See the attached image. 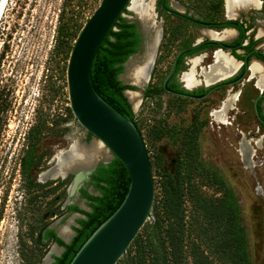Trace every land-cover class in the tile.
<instances>
[{
	"label": "rangeland",
	"instance_id": "rangeland-1",
	"mask_svg": "<svg viewBox=\"0 0 264 264\" xmlns=\"http://www.w3.org/2000/svg\"><path fill=\"white\" fill-rule=\"evenodd\" d=\"M157 1L144 0L148 8L152 2L155 6ZM186 1L193 3L195 0H172V3ZM100 2L8 0L3 12L0 20V105L5 109L0 120V264H48L46 257L56 254L52 251L55 242L38 239L41 227L48 223L57 231L70 220L69 225L76 226L82 213L71 211L53 216L67 204L91 210L80 189L76 194L69 193L73 173L63 178L69 181L66 186L53 189L51 183L62 179L57 175L59 155L67 156L70 146L81 141L98 144L101 156L96 162L114 158L106 145L77 121L70 108L67 88L71 48ZM158 13L162 18L155 26L162 24L165 33L147 87L161 88L183 46L180 40H186L191 33L179 34L173 27L177 21L166 12L159 10ZM122 15L130 21H138L141 26L131 3ZM192 41L190 36L188 42ZM145 52L143 42L141 49L128 60L141 63ZM127 62L120 80L144 93L143 85L127 79ZM126 96L130 100L129 95ZM132 108L149 152L155 200L161 193L162 183L181 180L186 214L196 216L197 193L214 200L222 196L226 185L237 206L239 224L245 230L249 258L252 264H264V148L255 146L257 150H253L251 143L245 140L238 143V129L234 128L253 129L257 123L254 113H239L236 125L219 123L217 127L215 122L194 120L199 109L193 100L166 94L144 96L139 109L135 110L133 104ZM214 172L225 185L213 180ZM87 181L81 187L99 194ZM159 235L155 216L151 215L138 238L158 240ZM203 247L210 254H216L212 247L205 244ZM134 248L132 244L131 251L127 250L117 264H130ZM183 264H194L188 250L184 253Z\"/></svg>",
	"mask_w": 264,
	"mask_h": 264
},
{
	"label": "trees",
	"instance_id": "trees-1",
	"mask_svg": "<svg viewBox=\"0 0 264 264\" xmlns=\"http://www.w3.org/2000/svg\"><path fill=\"white\" fill-rule=\"evenodd\" d=\"M143 41L138 24L121 14L103 40L92 67V82L96 90L132 120L141 134L132 104L124 93L126 89L134 90L136 87L124 84L119 76L124 70V63L141 49ZM160 91L161 89L148 87L145 96L152 97ZM4 109L0 105V120ZM213 180L217 184L225 185L216 172L213 174ZM68 183L67 178H62L54 180L51 184L54 185L53 189H58ZM87 184L99 192L93 194L86 187L80 188V193L87 199L91 210L82 209L77 204H67L64 209H59V212L53 215L73 211L86 216L77 219L79 226H73L76 235L71 242L66 243L48 223H45L38 233L40 241L50 240L65 247L60 256L54 255L55 261L52 264H69L92 233L117 210L129 190L130 175L124 164L114 157L109 163H100L90 174ZM63 192H66L65 188ZM197 194V215H187L184 183L180 180L161 184V193L156 198L151 213L160 229L159 239L141 241L137 236L132 243L135 253L130 264H183L186 250L189 251L194 264H252L245 246V230L239 224L238 209L230 188L225 185L222 196L214 200H208L199 192ZM200 217L204 222L198 219ZM203 244L212 247L216 254H210ZM131 246L128 251H131Z\"/></svg>",
	"mask_w": 264,
	"mask_h": 264
},
{
	"label": "water",
	"instance_id": "water-1",
	"mask_svg": "<svg viewBox=\"0 0 264 264\" xmlns=\"http://www.w3.org/2000/svg\"><path fill=\"white\" fill-rule=\"evenodd\" d=\"M5 2L6 0H0V15ZM130 2L131 0H101L78 34L68 60L67 88L72 113L89 133L103 142L114 157L124 164L130 175L129 190L123 202L92 233L69 264H117L150 218L154 208L155 180L143 136L137 125L104 99L92 82V67L96 54L124 9L129 8ZM162 7L165 8L164 0ZM138 20L146 39L150 29L142 25L139 16ZM155 27L154 35L158 32L161 36V27ZM143 42L146 43L147 40ZM146 87L147 84L143 86L144 89ZM128 90L133 89H126L125 95ZM141 93L143 97V92ZM79 144L89 145L76 141L66 151L67 156L61 154L56 161L57 174L62 172L61 178L67 177L69 173L74 174L69 186L70 194L78 192L82 183L90 178V174L100 163L110 162L103 160L95 163L84 159L78 151ZM75 152H78L77 158L68 161V156ZM56 232L66 243H70L76 235L74 230V234L65 239L58 230ZM55 244L61 248L60 253L55 255L60 256L65 247ZM54 261L55 258L52 257L50 263Z\"/></svg>",
	"mask_w": 264,
	"mask_h": 264
},
{
	"label": "flooded vegetation",
	"instance_id": "flooded-vegetation-1",
	"mask_svg": "<svg viewBox=\"0 0 264 264\" xmlns=\"http://www.w3.org/2000/svg\"><path fill=\"white\" fill-rule=\"evenodd\" d=\"M255 1L260 3L259 6L237 8L229 13L227 0L208 2L195 0L193 3L186 1L184 4L179 2L177 5H174L172 0H168L166 4L164 0L165 8L162 7L163 0H158L155 6L154 2L150 3L147 24L144 23L141 15L134 11L138 16L140 15L142 25L150 29V34L147 36L149 40L145 43L146 48L154 36L155 25L161 21L162 16L158 13L159 10L170 14L177 21L178 24L173 27H176L179 34L191 33L186 40H180L183 46L166 74L161 88L148 87L161 89L160 93L155 95L166 94L195 101L199 111L194 114V120L215 122L217 127H220L219 123L236 125L237 123L234 124V122L239 113H254L257 123L253 129L247 127L244 131L234 126L238 129L240 138L238 143L242 144L245 140L247 144L251 143L253 150H257L255 146L264 148V0ZM132 22H136L141 31L138 21ZM158 26L161 27L162 34L158 36L157 51L165 33L163 25ZM168 34L170 36V33ZM190 36H192V42H188ZM219 51L224 57L230 59L232 66L224 73H214L211 79L207 80L206 74L215 63ZM155 59L156 55L153 58L151 70ZM193 65V82L189 84L185 75L191 71ZM150 74L151 71L148 82ZM130 91L139 93L136 100L137 107L130 99L134 109L138 110L142 101L141 90ZM222 108L225 109V122L217 121L214 115L216 110ZM236 149L241 150V148Z\"/></svg>",
	"mask_w": 264,
	"mask_h": 264
},
{
	"label": "bare ground",
	"instance_id": "bare-ground-1",
	"mask_svg": "<svg viewBox=\"0 0 264 264\" xmlns=\"http://www.w3.org/2000/svg\"><path fill=\"white\" fill-rule=\"evenodd\" d=\"M8 0H6L5 5L3 7L2 13L0 15V20L2 18L3 12L5 10V7L7 5ZM131 9L139 13L144 21L145 24L148 23L147 19V12H148V6L144 2V0H131ZM260 3L256 2L255 0H227V8L228 12L231 13L237 8H247L249 6H259ZM139 15V16H140ZM144 24V25H145ZM155 32V31H154ZM158 33L157 35H154L150 42L147 45L146 52L144 54L143 60L141 63H137L135 59L127 62V70H126V77L127 79L131 80L133 84H136L138 86H144V84H147V81L149 79V72L151 71L153 58H155L156 52H157V41H158ZM157 38V39H155ZM158 45V44H157ZM195 63V62H194ZM232 66V62L229 58L224 57L223 54L219 51L217 53L216 61L211 66L210 71L206 74V79L210 80L212 75L215 73L220 74L226 72L230 67ZM193 75H194V65L191 69V71L185 75L186 81L190 84L193 82ZM142 86V87H143ZM127 94L129 95L130 99L136 103L138 92L137 91H130L128 90ZM138 104H136L137 106ZM215 118L218 120H221L223 122L226 121L225 117V109L222 108L220 110H216L214 112ZM78 148L81 153V157H84V159H88L89 161L96 162L98 158L101 156V150L98 144L94 143L91 145L83 146L81 144L78 145ZM246 150V148H245ZM243 153V152H242ZM78 152L73 153L72 155L68 156V161H74L75 158H77ZM243 155V154H242ZM80 157V156H79ZM244 159H247L245 157ZM62 172H58L57 175L61 176ZM44 173L41 174V178L43 177ZM72 221L70 220L69 223ZM69 223L62 225L58 232L63 236L65 239H69L73 234L74 230H72L69 227ZM54 253H60L61 248L54 245V248L52 250ZM46 262L50 263L52 261L51 256L46 257Z\"/></svg>",
	"mask_w": 264,
	"mask_h": 264
}]
</instances>
